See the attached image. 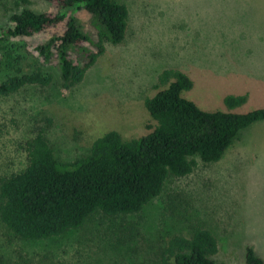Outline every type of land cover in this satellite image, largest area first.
Instances as JSON below:
<instances>
[{
    "label": "rangeland",
    "instance_id": "rangeland-1",
    "mask_svg": "<svg viewBox=\"0 0 264 264\" xmlns=\"http://www.w3.org/2000/svg\"><path fill=\"white\" fill-rule=\"evenodd\" d=\"M127 32L103 53L83 80L65 88L58 60L34 47L64 26L0 44V83L31 73L51 75L48 85L26 84L0 95V180L27 164L26 142L40 128L62 160L90 151L94 139L116 130L139 138L156 125L145 106L168 84L160 74L178 69L193 80L182 93L207 110H226V95L246 94L236 111L264 107V0H124ZM29 7L55 12L46 0H0V30ZM83 30L97 41L89 16ZM96 51L94 43H85ZM204 226L216 236L218 264H246L247 246L264 258V122L239 133L217 162L198 159L183 177H169L162 193L138 213L97 215L85 227L47 240H25L0 221V264H157L165 240Z\"/></svg>",
    "mask_w": 264,
    "mask_h": 264
},
{
    "label": "trees",
    "instance_id": "trees-1",
    "mask_svg": "<svg viewBox=\"0 0 264 264\" xmlns=\"http://www.w3.org/2000/svg\"><path fill=\"white\" fill-rule=\"evenodd\" d=\"M55 12L24 7L1 28L0 44L7 39L34 37L64 26L34 49L47 62L58 60L63 86L81 82L87 69L103 53L105 43H121L127 32L129 10L124 0H46ZM83 10L96 30L94 42L78 18ZM94 43L96 51L85 43ZM2 58L0 56V71ZM37 66L31 73L10 76L0 83V95L26 84L48 85L51 75ZM168 84L145 106L156 125L149 133L123 139L109 130L93 140L90 151L74 160L59 159L40 128L26 142L27 164L0 180V221L25 240H47L85 227L97 215L112 218L138 213L159 196L169 177L190 174L198 164L219 161L241 131L264 122V107L247 112L235 109L246 94L226 95V110H207L182 95L193 87L190 76L168 69L159 76ZM216 236L204 226L167 237L157 264H218ZM246 264H264L252 246Z\"/></svg>",
    "mask_w": 264,
    "mask_h": 264
}]
</instances>
